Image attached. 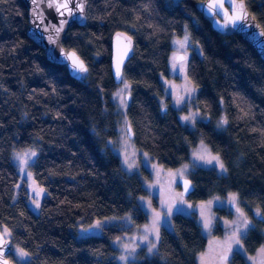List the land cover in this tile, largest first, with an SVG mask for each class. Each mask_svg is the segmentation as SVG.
Here are the masks:
<instances>
[{"label":"trees","instance_id":"obj_1","mask_svg":"<svg viewBox=\"0 0 264 264\" xmlns=\"http://www.w3.org/2000/svg\"><path fill=\"white\" fill-rule=\"evenodd\" d=\"M245 1L264 28V0ZM198 2L88 0L87 24H74L64 41L89 67L76 79L28 35L25 2L0 0V228L30 254L20 264H118L112 241L120 229L109 226L79 237V222L129 213L137 225L147 221L141 198L149 193L148 169H124L118 155L101 149L95 134L96 127H108L115 108L111 54L112 35L119 29L135 40L124 80L130 84L127 115L137 147L163 167L176 168L189 160L192 146L205 142L227 172L196 167L187 176L195 187L188 197L201 201L237 193L244 206L258 208L262 216L242 236L246 252L264 243V61L242 36L216 31ZM185 29L196 46L188 76L206 115L193 129L183 125L177 110L160 107V76L168 73L173 38ZM223 119L224 128L218 129ZM31 146L38 148L34 177L46 189L39 212L30 207L23 187L16 191L13 151ZM215 211L219 218L233 214L227 208ZM215 232L222 235L221 224ZM206 247L197 219L176 213L172 227L161 229L158 252L147 256L143 249L130 264H198L197 254ZM230 264L249 260L235 252Z\"/></svg>","mask_w":264,"mask_h":264},{"label":"rangeland","instance_id":"obj_2","mask_svg":"<svg viewBox=\"0 0 264 264\" xmlns=\"http://www.w3.org/2000/svg\"><path fill=\"white\" fill-rule=\"evenodd\" d=\"M188 32L185 29V33L182 36L173 38V50L169 58L168 73H163L160 76L164 89V95L160 99V107L165 112L170 109L177 110L183 125L193 129L199 121L206 119V115L197 106L196 96L198 88L188 76L187 64L190 55L196 49V46L190 40ZM186 35L188 40L185 43L184 37ZM179 52L186 53L187 58L183 61H177L176 56ZM127 93H131L130 84L123 79L121 83L115 85L112 92L115 108L111 111L112 115L108 127H96L95 134L101 144V149L103 151H113L114 154L118 155L124 169L131 172H139L143 167L148 169L150 178L146 182V187L149 193L146 197L141 198L148 213L147 221L142 225H137L134 223L132 214L129 213L120 217L111 216L97 219L90 224L79 222L76 227L78 236L98 235L103 232L104 228L109 226L119 228L121 232L112 241L113 245L118 249L116 261L118 264H130L143 249L147 256L156 254L158 252L161 229L163 227L171 228L173 215L183 213L193 215L199 222L203 234L207 237L206 249L197 254L198 264H224L221 257L229 243H232V251L229 254L227 264H230V258L235 252L245 255L249 260V264H264V253H261V250L264 249V243L255 252L249 254L246 252L242 241L243 234L250 227L256 225L258 221L262 220L261 211L258 208L249 209L244 206L238 194L234 192H230L225 196L213 195L201 201H193L182 194L180 179L188 176L196 167L211 168L219 174L226 173L227 167L221 157L205 142L200 141L191 147L190 158L184 164L176 168L163 167L149 153L138 148L133 138L128 136L127 126L130 124V120L127 115V108L131 98L129 100L126 99ZM185 116H190L192 119L185 120ZM224 121L226 119L217 122L216 126L218 129L224 128ZM109 129H111V134L108 133ZM30 152H35V156L28 159V164L25 165L20 157ZM37 154L38 148L34 146L13 151V161L19 172L16 191L18 192L22 187L26 190L28 203L35 212L40 211L42 200L46 194L45 187L37 182L32 171V165L36 160ZM198 155H204L209 158L218 156L224 168L221 169L216 161L206 163L204 160H199L197 159ZM129 165L132 166L129 167ZM233 195L237 197L235 203L232 202ZM37 202L39 206H37ZM216 207L233 210V214L230 218H219L215 211ZM156 214H159L156 224L158 239L152 229ZM245 218L249 222L247 228L242 226V221ZM98 221L101 226L94 227ZM205 223H208L209 227L206 228L204 226ZM218 223L223 227L222 235H218L215 232ZM238 226L240 227V245L232 242L233 232ZM5 229L7 228H2L3 233L8 237L9 231L5 234ZM262 232L264 233V227ZM153 244H155L154 248L152 247ZM149 248H151V251H149ZM237 248H240L241 251H237ZM21 249L28 254L26 257L21 258L19 256V250ZM10 255L17 264L25 262L30 257V254L17 244H13ZM121 257L126 259H121ZM10 260L13 261V259Z\"/></svg>","mask_w":264,"mask_h":264},{"label":"water","instance_id":"obj_3","mask_svg":"<svg viewBox=\"0 0 264 264\" xmlns=\"http://www.w3.org/2000/svg\"><path fill=\"white\" fill-rule=\"evenodd\" d=\"M23 1L28 9V35L45 49L46 56L50 61L67 65L70 74L76 79H81L83 74L88 72L89 67L76 50H67L65 48L64 41L69 29L74 24L81 26L87 24L88 0H57V3L60 4L67 2L71 13L64 8L57 10L56 7H49L50 0ZM79 3L84 4L83 12L77 8ZM241 4L244 5L243 11L246 12L247 19L237 21L233 25L231 18L234 16V13L241 11L239 7ZM217 5H222V7H217ZM197 9L205 16L211 18L213 28L216 31L220 33H234L242 36L264 61V43H262L264 42V35H256V33L264 32V28L249 10L245 0H199ZM63 21H66V23H62ZM245 24L248 27H244L243 25ZM134 52V37L126 30H116L112 35L111 54V71L116 84L123 81L125 66L134 56ZM186 58V53H177V61H183ZM73 60H76L77 63L82 62L83 66L87 68V71L81 72L75 69L73 67ZM117 67H119L120 71L119 76H117ZM126 99H130V93L126 94ZM127 130L128 136L133 138L134 132L130 124L127 126ZM180 187L184 196L191 195L195 189L192 180L187 176L180 179ZM12 248V239L6 237L0 228V264L4 260H7V264H16L8 257L12 252Z\"/></svg>","mask_w":264,"mask_h":264},{"label":"snow or ice","instance_id":"obj_4","mask_svg":"<svg viewBox=\"0 0 264 264\" xmlns=\"http://www.w3.org/2000/svg\"><path fill=\"white\" fill-rule=\"evenodd\" d=\"M49 7H56L57 10H59L60 8H64L65 10L69 11V13H71V9L68 8V3H63V4H60V3H57V0H50L49 4H48ZM211 7V6H209ZM217 7H222V5H217ZM240 9L241 11L239 13H234V16L231 18V23L233 25H235L237 23V21H244L247 19V14L246 12L243 11L244 9V5L241 4L240 6ZM77 8L79 9V11L83 12L84 11V4L83 3H79L77 5ZM62 23H66V21H63ZM244 27H248V25H243ZM57 31H59V29H57ZM256 35H264V32H260V33H256ZM188 40V36L186 35L184 37V42L186 43ZM264 43V42H262ZM183 46V44H182ZM73 67L75 69H77L78 71H81V72H86L87 71V68L83 66L82 62L80 63H77L76 60H73ZM120 74V71H119V67H117V76H119ZM127 87V85H126ZM119 95V94H118ZM185 120H190L192 119V117L190 116H185L184 117ZM226 123V121H224ZM32 156H35V152H30V153H25L23 154V157H20L22 160H23V163L25 165L28 164V159H30ZM197 159L199 160H204L206 163H212L213 161H216L221 169L224 168V165L222 162H220L219 160V157L218 156H212V157H207V156H204V155H198L197 156ZM132 165H129V167H131ZM187 167V166H185ZM41 191H43V189H41ZM237 197L235 195H233L232 197V202L235 203ZM37 206L38 205V202H37ZM169 214H170V209H169ZM158 219H159V214H156V218L154 219V222H153V225H152V229L154 231V233L156 234V238L158 239L159 238V235H158V228L156 227V224L158 222ZM248 220L245 218L243 221H242V226L244 228H247L248 227ZM100 222L98 221L96 223V225H94V227H100ZM206 228L209 227V224L208 223H205L204 225ZM5 231V234H7V229L4 230ZM87 231V230H85ZM239 234H240V227L238 226L235 231L233 232V239H232V242L235 243L236 245H240V238H239ZM145 239H147V237H145ZM152 247L154 248L155 247V244L152 245ZM149 251H151V248H149ZM232 251V243H229V245L227 246L226 250L224 251V253L222 254V261L224 262V264H227V261H228V257H229V254L231 253ZM237 251H241L240 248H237ZM261 253H264V249L261 250ZM28 254L25 253L22 249L19 250V256L21 258L23 257H26ZM121 259H126L125 257H121ZM2 264H7V260H4L2 261Z\"/></svg>","mask_w":264,"mask_h":264}]
</instances>
